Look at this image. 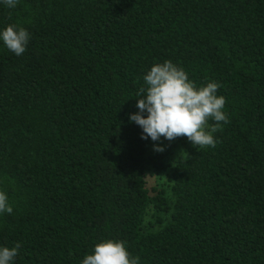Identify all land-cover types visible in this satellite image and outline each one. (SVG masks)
I'll return each instance as SVG.
<instances>
[{
	"label": "trees",
	"instance_id": "obj_1",
	"mask_svg": "<svg viewBox=\"0 0 264 264\" xmlns=\"http://www.w3.org/2000/svg\"><path fill=\"white\" fill-rule=\"evenodd\" d=\"M9 24L30 33L20 56L0 43L13 264H80L105 239L139 264H264V0H18L0 4ZM165 60L197 87L218 83L214 146L142 139L130 122ZM149 169L169 173L170 192L149 188Z\"/></svg>",
	"mask_w": 264,
	"mask_h": 264
},
{
	"label": "clouds",
	"instance_id": "obj_2",
	"mask_svg": "<svg viewBox=\"0 0 264 264\" xmlns=\"http://www.w3.org/2000/svg\"><path fill=\"white\" fill-rule=\"evenodd\" d=\"M17 3L18 0H0L8 8H15ZM29 41V31L20 25L9 24L0 29V43L16 56L25 52ZM143 81L146 87L137 93L138 111L129 114L130 122L142 129V139L171 141L185 136L198 149L215 145L213 134L219 122H226L225 98L217 94V82L197 87L188 73L170 60L153 64ZM209 117L217 123L208 125ZM154 148L163 151L161 144H154ZM5 213L12 214L13 206L8 193L0 189V215ZM19 249V243L11 247L0 245V264H13ZM80 264H139V259L131 255L125 242L105 239L95 244Z\"/></svg>",
	"mask_w": 264,
	"mask_h": 264
},
{
	"label": "rangeland",
	"instance_id": "obj_3",
	"mask_svg": "<svg viewBox=\"0 0 264 264\" xmlns=\"http://www.w3.org/2000/svg\"><path fill=\"white\" fill-rule=\"evenodd\" d=\"M192 143V142H191ZM182 153V151L180 149H178L175 154H173L167 164H174L178 158V156ZM170 172V170H169ZM148 186L149 188H153V187H160V188H164L166 189L168 192H170V183H169V173L168 172H163V173H155L153 172L151 169L148 170ZM152 211L151 213L148 215L147 217V222H152L154 219L152 218Z\"/></svg>",
	"mask_w": 264,
	"mask_h": 264
}]
</instances>
